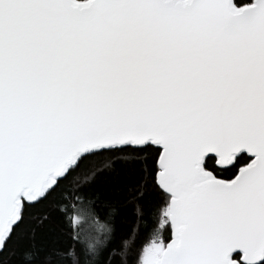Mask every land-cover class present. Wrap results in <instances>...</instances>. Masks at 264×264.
I'll return each mask as SVG.
<instances>
[{"label": "snow or ice", "instance_id": "obj_1", "mask_svg": "<svg viewBox=\"0 0 264 264\" xmlns=\"http://www.w3.org/2000/svg\"><path fill=\"white\" fill-rule=\"evenodd\" d=\"M0 264H264V0H0Z\"/></svg>", "mask_w": 264, "mask_h": 264}, {"label": "trees", "instance_id": "obj_2", "mask_svg": "<svg viewBox=\"0 0 264 264\" xmlns=\"http://www.w3.org/2000/svg\"><path fill=\"white\" fill-rule=\"evenodd\" d=\"M134 225V221L132 220V218H129L128 223L126 224V228L130 229L131 227H133Z\"/></svg>", "mask_w": 264, "mask_h": 264}]
</instances>
